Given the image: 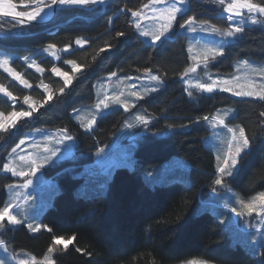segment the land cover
<instances>
[{"label":"trees","instance_id":"16d2710c","mask_svg":"<svg viewBox=\"0 0 264 264\" xmlns=\"http://www.w3.org/2000/svg\"><path fill=\"white\" fill-rule=\"evenodd\" d=\"M149 1L111 0L102 6L63 7L50 23L25 28L22 35L0 34V49L7 51L24 53L48 44L69 47L63 60L80 67L68 86L60 78L47 75L45 82L51 87V99H46L36 86L31 90L20 87L0 71V84L16 98L29 95L41 103L31 117L0 131V210L6 200V187L16 180L4 172V165L12 148L27 132L62 128L77 142L73 159L43 170L58 185L51 204L40 217L44 228L32 233L23 223L15 228L4 223L0 240L10 250L26 251L37 259L52 248L55 239L68 241L64 250L53 254V264H178L189 259L214 264H264V247L256 258L242 245L232 246L215 216L209 210H200L216 177L214 155L203 144L210 133L203 117L220 107H233L235 116L229 124L241 125L253 137L236 173L227 177L226 186L243 197L264 191V125L259 115L264 112V101L234 98L220 92L191 91L190 96L178 79L190 65L187 35L174 31L151 47L137 34L130 12L120 11L125 7L136 11ZM218 11L210 0H189L180 23L191 16L225 28L228 21ZM118 31L127 35L118 38ZM77 39L86 43L76 47ZM109 44L111 48L107 47ZM238 59L264 60V20L259 26L245 27L225 47L222 56L211 59L209 68L218 74H229ZM39 60L46 69L54 65L47 58ZM14 64L32 83L39 81L40 77L26 70L25 65L17 61ZM58 64L63 66L62 62ZM146 69L158 75L163 86L138 100L130 111L113 108L97 118L91 131L83 130L72 119L71 111L94 102V85L98 80L112 73L137 75ZM13 109L11 102L0 96V113L8 114ZM135 111L145 114L150 122L137 139L134 167H116L105 192L77 194L75 190L84 180L80 173L93 161V153L110 143ZM173 157L189 164L188 183L174 179L150 186L143 173Z\"/></svg>","mask_w":264,"mask_h":264},{"label":"rangeland","instance_id":"374dc122","mask_svg":"<svg viewBox=\"0 0 264 264\" xmlns=\"http://www.w3.org/2000/svg\"><path fill=\"white\" fill-rule=\"evenodd\" d=\"M48 2H50V0H48ZM210 2L218 8L219 15L226 19L228 15H234L236 12H240L241 15L237 16L236 20L238 24L243 26V29L248 26H259L263 24L264 15L250 14L247 10L245 0H225L224 4H220L219 0H210ZM12 3L16 4V10L20 11L23 10L26 5L30 4L31 0H23L20 2L12 0ZM152 3L153 0H150L136 11L141 13L140 22L142 28L140 31H148L152 34H157L162 31V25L166 23L167 20L161 12H156L154 15L153 9L151 7H146V5H151ZM174 3H176V0H167V6ZM229 4H232L233 8L230 12L225 13L224 8L228 7ZM183 6L188 10L189 0H184ZM157 7L163 9L166 5L162 3L157 5ZM27 10L31 9L29 8ZM253 19L258 20L259 23L253 24ZM132 24L139 35L135 24ZM10 27L11 26L4 24L3 27L0 28V34H5L6 30ZM192 27L195 31L181 30L179 25H175L174 29L169 34L170 36L174 31H177L179 34H184L188 37L187 52L190 58V65L178 78L187 91H197L203 94L220 92L234 98L260 100L256 98V94L259 93L260 95H264V60L238 59L233 63V72L229 74H218L209 68L211 59L222 56L225 47L233 42L240 33H235L233 37L225 38L223 36L224 32L234 31V27L230 26L229 22L227 27L221 28L209 22H201L194 19ZM17 31L19 30L13 29L12 33H16ZM141 38L145 43L149 44L148 40H145L143 37ZM160 42L156 45L160 44ZM48 45L24 53L0 49V71L7 75L11 81H14L20 87L27 90H31L36 86L45 93L46 99H49V97H52V90L49 84L45 82L48 74L60 78L64 85L68 86L70 83L66 85L65 77L63 75H58L54 69H58L61 73H66L70 82L78 71L73 70V64H76L75 62L63 60L64 55L70 51L69 47L59 48L54 45V48L45 52L44 49L47 48ZM74 45L76 47L81 46L76 43ZM65 48H68L69 51H64ZM25 57L28 59L25 60ZM43 58L53 61L54 65L50 69L44 68V65L40 64L39 60ZM5 59L8 60L7 64L3 63ZM16 61L25 65L26 70H30L34 75H38L40 77L39 81L36 84L32 83L25 76V72L19 71L15 66L14 63ZM59 62H62L63 66L58 64ZM78 68L80 70L79 66ZM191 69H195V71H191ZM151 74L156 75L153 72H151ZM156 76L159 79V83L151 81L146 71L132 76H122L118 74L115 76L112 74L106 75L94 85V102L77 107L71 111V117L83 130L91 131L95 127V122L99 116L107 113L113 108H120L123 110L127 108V111H130L138 100L161 89L163 81L158 75ZM129 77L132 79H128ZM137 77L140 79H136ZM201 84H211L214 89L213 92L209 93L203 91L198 87ZM153 87L157 89L154 92L150 90ZM222 88H228L229 91H221L220 89ZM133 92L136 93L135 96L132 94ZM234 92H251L253 95L236 96L233 95ZM0 96L8 99L14 107L8 114L0 113V131L15 127L22 118H29L16 117L14 122L11 116L12 112L31 111L33 114L41 105L40 102L34 100L29 95L21 99L16 98L15 95L2 84H0ZM25 97L28 98L27 101H25ZM101 100L109 105V108L104 109L102 114L97 108ZM17 106H19V108H17ZM33 108L35 111H33ZM100 108H103V105H100ZM136 116H142L150 122V119L145 114L136 111L130 114L128 120L123 123L121 130L112 138L111 142L98 147L105 149L104 155L106 157L111 156L112 162L117 166L109 167L107 171L102 169L97 164V160L100 158L97 157L96 150L93 153V161L85 165L80 173L84 176V180L75 190L77 194L91 196L96 192H105L111 174L116 167L126 166L129 169L134 167V150L137 139L140 138L147 129H145L143 125H137L132 129H127L124 125L126 123L136 125ZM234 116L235 109L231 106H225L218 108L214 113L207 116L209 117V121L203 120L210 131L203 139V144L213 153L216 169L217 167L223 166V161L229 155L230 148L234 151L233 145L236 142L234 136L236 138L239 137V129L242 128V126L239 124H229L228 122ZM213 117L215 119H213ZM221 120L224 121L223 124L220 123ZM60 129L62 128H38L27 132L12 148V150L15 148L16 151H10L5 163L8 165L9 169L15 172L23 171L27 174L26 176H19L13 175L12 171L7 172L16 180L14 183L10 184L13 186L12 188L8 187L6 205H12V208L9 209V215H14L21 221L20 224H25L32 233H37L44 228L40 221L41 214L51 204L53 196L58 191L56 180L54 178H47L43 170L60 161L73 159L75 157L77 147L75 138L72 136L73 139L71 141H65L60 133ZM228 129H232V131L230 132ZM21 141H24V143L21 144ZM57 141H60V143H57ZM18 145L19 147H17ZM57 148L59 151L56 152V155L45 163L46 158ZM21 157H23V159H21ZM218 157L219 159H217ZM33 167H36L35 173L31 171ZM189 169L190 166L184 159L173 157L166 162L155 165V168L151 170H146L143 176L150 186L165 184L174 179L187 184L189 181ZM236 171L237 169L234 171V174ZM26 182H30L27 183V187H25ZM261 193H264V191L257 192L249 197H243L225 184L224 187L221 188L220 193L215 197L213 196L211 188L208 200L203 201L200 207V210H209L215 216L219 224L221 219L228 221V223L220 225L229 236L232 246L240 244L256 258H259L263 248L261 245L264 244V235H261L258 231V229L264 227V206L261 205L260 201L255 199ZM225 203L229 205L228 208L224 207ZM243 203H254L255 211L252 213L251 217L247 215L246 210L242 207ZM233 207L236 208L237 212L241 213L240 216L230 212V209ZM3 208L0 211H3ZM257 213H261V215H257ZM4 223L6 226H11L13 228L20 225L17 224L13 226L8 224L7 218L4 221H0V225ZM29 225H31V227H29ZM1 227L2 226H0V230ZM56 240L57 239L53 242L52 251L48 250L40 259L35 258L30 253L23 250L12 251L9 247L7 253L4 252L3 247H0V259L7 257L8 260L6 264H53V254L64 250L69 245V242L63 239H59L61 243H56ZM178 264L214 263L202 259H189Z\"/></svg>","mask_w":264,"mask_h":264},{"label":"snow or ice","instance_id":"6c2138e0","mask_svg":"<svg viewBox=\"0 0 264 264\" xmlns=\"http://www.w3.org/2000/svg\"><path fill=\"white\" fill-rule=\"evenodd\" d=\"M220 4H224L225 0H219ZM106 3V0H31V3L26 5L23 10L16 11L17 5L12 3V0H0V28L3 27L4 24H10L11 27L8 28L5 32L6 36H11L12 30L13 29H18L15 33V35H22L23 30L25 28H30L33 23H38L39 19L42 18L43 14H45L46 9H52L54 7H82V6H102ZM165 4L166 7L163 9H160L157 7V5L160 4ZM245 4L247 7L248 12L258 14V15H264V3L257 4V3H251L250 0H245ZM179 5V6H178ZM184 5V0H176V3L167 6V0H153V3L151 5H146V7H151L153 9V14L155 15L156 12H161V14L166 17L167 22L162 25V31H160L157 34H152L148 31H140L142 28V24L140 22V16L141 13L139 11H132L130 8H123L120 9L121 12L127 14L128 12H131V17H132V23L135 24L137 31L139 32V35L143 37L145 40L149 41V46L155 47V45L162 41L163 39L168 38L170 32L174 29L176 24H179V28L181 30L185 31H195V29L192 27L194 23V17L189 16L187 20H184L183 23H180V20L183 19V16L186 14L187 9L183 6ZM31 10H27V9ZM233 8L232 4H229L228 7L224 8V12L228 13L231 11ZM240 12H236L234 15H228L227 20L229 22L230 26L234 27V31H226L223 33V36L225 38L233 37L235 33H241L244 29L243 26L238 24L236 17L240 16ZM11 17V19H7ZM253 24L259 23L258 20L253 19L252 20ZM127 33L124 31H118L116 33V37H124L126 36ZM77 45L83 46L86 41H82L80 39H77L75 41ZM55 46L52 44H49L47 48L44 49L45 52H47L49 49L54 48ZM108 48H111L112 45L109 44L107 46ZM64 51H69L68 48H65ZM54 54V53H53ZM25 60L28 58L25 57ZM3 63L7 64L8 60L5 59ZM73 70L74 71H79V68L76 64H73ZM54 71L57 72L58 75H63L65 77V84H69L70 80L67 77L66 73H61L59 72L58 69H54ZM148 74V78L151 81H155L159 83V79L156 75H152L149 70H145ZM191 71H195V69H191ZM113 76L116 75V73H112ZM128 79H132L129 77ZM136 79H140L137 77ZM198 87H200L203 91L206 92H213V86L211 84H201ZM151 91H156L157 89L155 87L150 89ZM221 91H229L228 88H222L220 89ZM63 91V89H61ZM187 91V89H186ZM134 96L136 95L135 92L132 93ZM189 95L191 96V92H189ZM233 95L236 96H252L253 93L251 92H234ZM10 96V94H9ZM256 98L264 101V95H260L259 93L256 94ZM27 97H25V101H27ZM51 99V97H49ZM139 99V97H138ZM100 105H103V108H100ZM31 107V106H30ZM97 108L100 110V113L102 114L104 109L109 108V105L104 103L103 100L100 101V104L97 105ZM33 111L35 109L33 108ZM127 111V108L125 109ZM32 112L31 111H21V112H12L11 116L13 118V121L15 122L16 117H31ZM261 122L262 125H264V112H261L260 114ZM213 119H215L213 117ZM135 120L137 122L136 125L132 123H126L124 125L125 128L127 129H132L133 127H136L137 125H143L145 129L148 128L149 126V120L144 119L142 116H136ZM204 121H209V117L205 116L203 117ZM198 121H194L193 123H196ZM221 124L224 123L223 120L220 121ZM189 125H181V128L188 127ZM169 128H172V125L168 126ZM228 131H232V129H228ZM60 133L63 136V139L65 141H71L73 138L71 135L68 134V132L65 129H60ZM153 135H157V133H153ZM235 139V144L233 145L234 151L231 150L229 151V155L224 159L223 161V166L222 167H217L216 172L217 175L213 181V187H212V193L213 196L215 197L217 194L220 193V190L222 187H224L225 182L227 177H231L234 174V171L237 169L238 165L241 162V159L243 158L244 155L247 154V150L249 149L253 137H250L247 135L246 130L244 128L239 129V137ZM24 141H21V144H23ZM57 143H60V141H57ZM19 147V145L17 146ZM13 152L16 151L14 148L12 150ZM59 151V149H55L51 152V155L48 156L45 160V163H47L53 156L56 155V152ZM105 149L103 148H98L96 155L100 159L97 160V164L104 169L105 171L108 170L109 167H115L117 166L115 163L112 162V157L111 156H105ZM23 159V157H21ZM219 159V157L217 158ZM42 166V165H41ZM9 171H12L13 175H19V176H26L27 174L23 171L21 172H15L11 169H9L8 165H4V172L7 173ZM33 173L36 172V167H33L31 169ZM151 175V174H150ZM27 183H25V187H27ZM9 188H12V185H8ZM256 200L260 201L261 205L264 206V193H261L259 196L255 198ZM225 208H228L229 205L227 203L224 204ZM242 207L246 210L248 216H252V213L255 211L254 203H243ZM12 208L11 204H7L4 208L3 211H0V221H4L7 218V222L10 225H17L20 224L21 221H19L14 215H9V209ZM230 212L236 213L237 216H240L241 213L237 212L236 208H231ZM257 215H261V213H257ZM228 223V221L221 219L220 224L224 225ZM3 226V225H0ZM31 227V225H29ZM258 231L261 233V235H264V227H261L258 229ZM56 243H61L59 239L56 240ZM0 247H3V250L5 253L9 251L8 246L6 243L2 240H0ZM261 247H264V244L261 245ZM49 251H52L51 248H49ZM79 251V249H78ZM8 258L5 257L4 259H0V264H6ZM262 261H264V257H262Z\"/></svg>","mask_w":264,"mask_h":264},{"label":"water","instance_id":"95a60500","mask_svg":"<svg viewBox=\"0 0 264 264\" xmlns=\"http://www.w3.org/2000/svg\"><path fill=\"white\" fill-rule=\"evenodd\" d=\"M109 1H111V0H106V3L107 2H109ZM105 3V4H106ZM104 4V5H105ZM61 7H54V8H52L51 9V11H50V13H49V15H48V17L46 18V19H39V21H38V23H33V25H43V24H47V23H50L53 19H54V17H55V15H56V12H57V10L58 9H60ZM63 8V7H62ZM7 19H11V17H9V18H7Z\"/></svg>","mask_w":264,"mask_h":264},{"label":"bare ground","instance_id":"6f19581e","mask_svg":"<svg viewBox=\"0 0 264 264\" xmlns=\"http://www.w3.org/2000/svg\"><path fill=\"white\" fill-rule=\"evenodd\" d=\"M17 11V10H16ZM50 11H51V9H46L45 10V14H43V16H42V18H40V20L42 19H46L47 17H48V15H49V13H50Z\"/></svg>","mask_w":264,"mask_h":264},{"label":"crops","instance_id":"0c3cea01","mask_svg":"<svg viewBox=\"0 0 264 264\" xmlns=\"http://www.w3.org/2000/svg\"><path fill=\"white\" fill-rule=\"evenodd\" d=\"M6 194H7V196H6V200H5V203H4L3 207L6 205V202H7V197H8V186L6 187ZM3 207H2V208H3Z\"/></svg>","mask_w":264,"mask_h":264}]
</instances>
